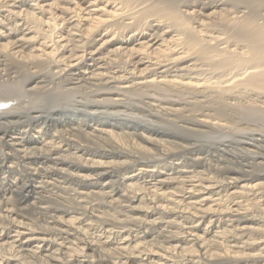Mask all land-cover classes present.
<instances>
[{"label": "bare ground", "instance_id": "bare-ground-1", "mask_svg": "<svg viewBox=\"0 0 264 264\" xmlns=\"http://www.w3.org/2000/svg\"><path fill=\"white\" fill-rule=\"evenodd\" d=\"M262 104L264 0H0V264H264Z\"/></svg>", "mask_w": 264, "mask_h": 264}, {"label": "rangeland", "instance_id": "rangeland-1", "mask_svg": "<svg viewBox=\"0 0 264 264\" xmlns=\"http://www.w3.org/2000/svg\"><path fill=\"white\" fill-rule=\"evenodd\" d=\"M262 22V20H261ZM237 71V70H236ZM244 77V76H243ZM35 97V95L33 96ZM261 100V99H260ZM260 104V103H259ZM264 105V104H262ZM236 115V114H234ZM262 121V122H261ZM255 124H254V123ZM253 123V124H252ZM260 124V125H259ZM245 126H248L250 129H255L253 133H255V135L257 136L258 134H260L261 132L264 133V116L263 118H253V120H250V123L248 124H245ZM260 128V129H259ZM258 133V134H257ZM252 149L256 150V148L252 147ZM264 150V149H263ZM263 150H259L261 151L262 153H264ZM264 161V160H263Z\"/></svg>", "mask_w": 264, "mask_h": 264}]
</instances>
